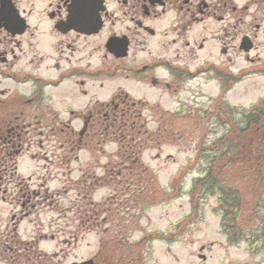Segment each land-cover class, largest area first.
Instances as JSON below:
<instances>
[{
    "label": "flooded vegetation",
    "instance_id": "1",
    "mask_svg": "<svg viewBox=\"0 0 264 264\" xmlns=\"http://www.w3.org/2000/svg\"><path fill=\"white\" fill-rule=\"evenodd\" d=\"M245 73L264 77V0H0V263L28 257L14 225L43 197L20 171L34 132L38 146H103L147 133L168 112L153 97L182 102L198 80L192 93L228 103Z\"/></svg>",
    "mask_w": 264,
    "mask_h": 264
},
{
    "label": "rangeland",
    "instance_id": "2",
    "mask_svg": "<svg viewBox=\"0 0 264 264\" xmlns=\"http://www.w3.org/2000/svg\"><path fill=\"white\" fill-rule=\"evenodd\" d=\"M247 67L245 60H238L239 70ZM198 82L181 92L183 102L173 101L170 94L161 102L153 97L151 104L168 112L147 119V133L128 135L131 146H143L139 164L148 175L143 173L138 185L129 186L133 176L121 165L115 135L110 134L103 146L97 144L99 137L88 146L56 145L57 138L66 142V134L55 135L49 146H38L40 136L34 132L33 146L19 158L20 171L39 177L34 180L43 197L29 217L20 224L15 220L14 226L19 225L15 240L26 243L28 257L15 256L13 264H72L97 257L101 248L102 257L111 264H264V240L248 239L264 233V219H258L264 217V210L256 212L264 207V183L255 186L256 176L264 182L263 164L245 159L248 175L230 180L231 192L242 191L243 206L235 216L228 213L225 221L219 189L230 190L229 185L218 181L216 192L204 193L198 202L190 194L194 181L209 165V149L216 142L249 146L238 132L246 124L242 114L230 113L226 103L211 101L208 96L215 94L214 89L206 88L204 99L192 93ZM263 98L264 77L247 76L236 86L229 104L249 109ZM217 106L220 119L213 117ZM73 124L82 126L80 120ZM233 126L236 132L231 131ZM253 146H262L264 154V144ZM131 164L126 161L125 167ZM120 171L124 175H118ZM234 219L235 225H230ZM229 227H236L235 231Z\"/></svg>",
    "mask_w": 264,
    "mask_h": 264
},
{
    "label": "trees",
    "instance_id": "3",
    "mask_svg": "<svg viewBox=\"0 0 264 264\" xmlns=\"http://www.w3.org/2000/svg\"><path fill=\"white\" fill-rule=\"evenodd\" d=\"M256 111L261 112V113L254 114V115H251L245 118L247 120L246 123L249 125L252 124V127L248 128L247 124H245V126L243 128H240V130L238 131L239 133H241L242 139L244 138L246 144H249V146H246V145L231 146L228 144H223L222 146H219V144L216 142L215 146L213 145V147L209 149L210 150L209 154H211L209 155V158H210V161L208 163L209 165L203 171L202 176L198 177L194 181V184L190 190V194L193 197V200L198 202L199 201L198 199L201 200L204 193L206 192L215 193L217 188L220 187V186H217L219 182L220 184L223 183L221 185H226V186L229 185L228 187H230V190H227L224 187L223 189L222 187H220L219 189L220 191H222L220 192L219 197L222 200L221 207H222V214H224L223 221H225V216L228 213L234 212L233 216H235V214L241 211V208L243 206L242 191L241 192L240 191L231 192L232 182L230 180H236L237 176H240V175H242V177H246L248 175V172L250 171L246 169L245 159H247V162L249 160H257V162L260 165L262 164L264 165V154L262 152V146H253L254 144L259 145V143L264 144V141H263L264 140V131H263L264 130V107L261 106L257 108ZM219 142L221 143V141ZM120 147L121 148L119 149V152L121 151V153L119 155L122 157V161L124 163L126 161L132 162L131 167L127 166L123 168L125 169V171L126 170L128 171L127 174L129 176L131 177L133 176L131 178V182L129 183V186L138 185V182L141 183L142 181L143 173L144 175H148L147 169L143 168V170H141L142 169L141 164H139L140 162H138V158L141 152L143 151L142 150L143 146H141L140 148L139 146H120ZM256 149L259 150L258 154L255 158H252L251 155L253 154V151H255ZM229 153L232 155H229ZM134 165L136 168H133ZM240 171H242L241 174H239ZM261 171L264 174V170H261ZM107 172H108L107 174L109 175V171ZM117 174H119V172H117ZM229 174L233 176V179L227 176ZM122 175L124 174L122 173V171H120V176ZM223 177H225L227 180L224 181ZM259 177L260 175L255 177L256 178L255 181L257 182L255 186L257 188H259V186L263 185L262 183H264ZM148 179L150 181L152 178L149 177ZM259 181H262V182L259 183ZM139 201L144 202L145 196ZM197 202H194V203L198 205ZM256 210H257L256 211L257 214H260L261 210L262 211L264 210V207L257 208ZM258 219H264V217L258 218ZM234 222H235V219L230 225L232 224L235 225ZM262 223L264 224V220H262ZM223 226L226 227V224H223ZM229 228H231L232 230L234 229L233 231H235L236 227H233V228L229 227ZM262 232H264V228ZM248 239H250V241L252 242L262 243L264 240V233L258 235L257 237L250 235ZM256 245L257 244H253L252 246L255 247ZM99 251L100 252L97 258L100 264H111L110 259L108 260L107 257L105 256L102 257L103 249L101 248ZM126 262L129 263V260L127 259Z\"/></svg>",
    "mask_w": 264,
    "mask_h": 264
},
{
    "label": "water",
    "instance_id": "4",
    "mask_svg": "<svg viewBox=\"0 0 264 264\" xmlns=\"http://www.w3.org/2000/svg\"><path fill=\"white\" fill-rule=\"evenodd\" d=\"M73 264H96V263H94L93 260H88V261H85L83 263H73Z\"/></svg>",
    "mask_w": 264,
    "mask_h": 264
}]
</instances>
